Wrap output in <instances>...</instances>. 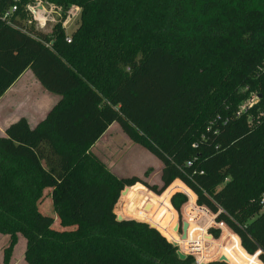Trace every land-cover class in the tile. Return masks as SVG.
<instances>
[{"label": "trees", "instance_id": "obj_1", "mask_svg": "<svg viewBox=\"0 0 264 264\" xmlns=\"http://www.w3.org/2000/svg\"><path fill=\"white\" fill-rule=\"evenodd\" d=\"M37 1L0 0V98L29 69L60 96L37 126L22 117L0 136L5 263L21 235L28 264H194L179 258L170 228L116 213L126 188L161 196L179 180L240 237L227 262L262 264L253 254L264 250V0H40L63 18L81 9L70 35L64 20L49 34L25 24ZM114 123L162 162L160 187L116 176L91 151ZM48 194L56 218L40 211ZM189 200L176 192L170 204L181 213ZM186 209L195 230L203 211Z\"/></svg>", "mask_w": 264, "mask_h": 264}, {"label": "rangeland", "instance_id": "obj_2", "mask_svg": "<svg viewBox=\"0 0 264 264\" xmlns=\"http://www.w3.org/2000/svg\"><path fill=\"white\" fill-rule=\"evenodd\" d=\"M44 4L46 5V3H44ZM47 16H48V18H49V16H50V18L52 16L57 17V15H52L50 13ZM35 17H36V20L32 15V18H31L32 21H29L28 23L26 22L25 24H27L28 27L31 25H34V27L37 31L43 32L45 34H49L52 31L51 21L45 23V21H41V19L38 16H35ZM79 17L80 16L72 17L71 19H68L67 16L65 18H63L61 15L60 20H64V21L66 20L67 21V25L65 27L67 34L70 35L77 29V27H78L77 23H78ZM57 18L59 19V17H57ZM29 74H31V73H29ZM53 96H57L60 99V96H58V95L53 94ZM26 107H27L26 103H24V104L20 105L18 108L20 109L21 112L24 111V113H25ZM116 129H117V131L119 130L118 133L121 136L120 138H118V142H117L118 144H120L119 147H121L120 148L121 156H123V158L126 156L122 160L123 161L122 164L124 165V169L127 172V174L130 176H133V175L140 176V178H142L145 182H148L150 185L160 187L161 186V172L159 173V171H160V164H162V162L156 156L151 154V152L149 153L147 151V149H145L144 147L134 143L133 141H131L127 137H125L124 131L121 129V127L118 124H116L115 129H113V130H116ZM123 139L125 140L124 142L122 141ZM100 155L104 156L105 154L101 153ZM109 156H110V154L106 155L105 160H107V157H109ZM109 163L113 166L112 161ZM111 165H108V166L110 167ZM114 167L116 169L118 168L116 166V164L114 165ZM150 176H151V178H150ZM176 181H178V180H176ZM170 187L167 190H169ZM173 187H174V189L172 192H167V190H166L165 192H167V193H165L164 195L162 194L161 196L157 195L152 190H150L149 188H147L143 185L135 187L132 190L131 194L130 195L125 194V197H123L124 194L122 193L121 198H120L119 203H118L119 205H117V207H116L117 208L116 209L117 216H121L123 218L135 219V220L143 221V222H144L143 219H146V220L149 219L150 220V218H152V221L151 220L150 221L153 222V224H156L157 227L166 226V228H168V229L170 228V230H172L174 232L176 237H174V239L171 240L161 233L163 236H165L172 243H173V240L180 243L182 241V238H181L182 229H180L178 231V229H177L178 223L182 224L184 221L189 223V222H192L193 219H188V218H186V216H184L186 214L185 209L187 207V204H186V206L184 205L182 207L181 213L175 211L172 208V206L170 204V195L174 192L175 193L176 192H183V191H181L182 189L186 190V188L180 182H177L176 184H174ZM130 188H128V189H130ZM187 191H188V194L191 195V197H189L190 201L188 202V205H189V203H192L195 205V202H196L195 200L197 199L196 195L193 193L195 195L194 196L192 194V191H190L188 188H187ZM122 198L127 199L128 201L131 202V204L126 202L124 205H122L121 204L123 201ZM189 209H191V208H189ZM40 211L44 215L52 216L55 218L57 217V214L53 208L52 197L50 196V194H48V196H46L43 199V201L40 205ZM212 217H215V214H212ZM199 218L201 219L200 222L199 223L195 222V224H194L195 230H196L195 232H197L198 229L201 230V228H204V227H200V226H205L206 224H208V220H209L208 218L197 217V219H199ZM54 226H55V228H59L57 221L55 222ZM69 229H74V228H69ZM208 232H209V230H208ZM194 235H196V234L194 233ZM210 235H212V234H210ZM222 237H224V236L221 235V237L217 238L216 240H218L220 238L222 239ZM234 238H235V235L233 234L231 236V238L229 239V241L226 242L227 245H226L225 250H224V256H225L227 261H228V257H227L226 253L228 250V244ZM10 243H11V237L9 235H4V234L0 233V264H6L5 263V251L9 248ZM181 246L182 245H180L178 247V251L184 252L185 248L183 250V248ZM189 247H191V245H189L188 248ZM26 250H27L26 239L24 237H22L21 235H19L18 242L15 245V247L12 251V254H11L10 264H28V262L25 259ZM209 252H210L209 253L210 255L212 253L217 254L218 250L216 248L212 252L211 251H209ZM217 258L218 257H213V259H210L212 262L210 261L209 264H222V263H220V261L217 260ZM227 264H229V263H227Z\"/></svg>", "mask_w": 264, "mask_h": 264}, {"label": "crops", "instance_id": "obj_3", "mask_svg": "<svg viewBox=\"0 0 264 264\" xmlns=\"http://www.w3.org/2000/svg\"><path fill=\"white\" fill-rule=\"evenodd\" d=\"M59 100L60 99L57 96H53L52 93H49L42 87V85L40 84V82H38V80L35 78L33 72L30 69L27 70L0 98V136H5L6 129L12 123L16 122L22 117L28 120L31 127L37 126L41 121H43L47 117L48 113L59 102ZM24 103H26L27 106L25 108V113L24 111L21 112L18 108ZM116 124L118 123H114L109 127L107 132L95 143V145H93L91 151L97 157H99L107 165L110 171L113 172L116 176L120 178H126L130 177V175L127 174L124 169V165L122 164V160L126 156L124 158L123 156H121V147H119L120 144L117 143L118 138H120L121 136L118 133L119 130H113L115 129ZM125 137H127L126 134ZM122 141L124 142L125 140L123 139ZM101 153L105 155L101 156ZM109 154L110 156L107 157V160H105V156ZM111 161L113 162V166L109 163ZM115 164L118 167L117 169L114 167ZM108 165L111 166L109 167ZM162 169L163 165L160 164L159 173L162 171ZM177 182L182 183L179 180L175 183ZM181 191L188 194L187 189H182ZM173 194H175V192L170 195V200ZM186 211L187 209H185V213Z\"/></svg>", "mask_w": 264, "mask_h": 264}, {"label": "built area", "instance_id": "obj_4", "mask_svg": "<svg viewBox=\"0 0 264 264\" xmlns=\"http://www.w3.org/2000/svg\"><path fill=\"white\" fill-rule=\"evenodd\" d=\"M47 5V6H46ZM46 5L44 4V2L42 1H37V3H35L34 5H29L27 7V10L30 14L33 15V17L35 18L36 20V17L35 16H38L41 21H45V23L51 21V25H52V30L53 28L55 27V25H57L60 21V17L62 15V11L60 8H57L56 6L52 5V4H47ZM16 11V8H13L12 12H15ZM52 14V15H57V17H59V19L55 16H52L50 18H48V14ZM80 13H81V9L79 7H75L73 8L67 15V18L68 19H71L72 17H77V16H80ZM31 15V16H32ZM65 23V24H64ZM63 23L64 27H66L67 25V21L65 20ZM68 41L71 42V37H68ZM259 100V97L254 94L252 96V98L246 103V105L243 107V109H245L246 107L248 108H251L253 107ZM187 194V193H186ZM189 197H191L190 194H187ZM190 199V198H189ZM190 201V200H189ZM195 207L201 211H203V213L201 214L200 217H206L208 218V224H206L205 226H200V227H204V228H201V229H205V233L206 235H209L210 238H211V241H195V240H192V233H196L194 229L188 230V238L187 240H184V241H187L185 243V245L183 246L182 244H180L179 242L178 243V246L179 247L180 245H182L181 247L185 248V251L182 252L183 254L187 255V256H193L195 258V263L194 264H209L210 263V259H213V257H218L217 260L218 261H221V259L224 256V249L223 248V245L222 244H219V241H221L222 239H218L216 240V238L213 237V235H210L208 232V230L210 231L211 228L213 229H217V230H220L221 231V235L224 236L225 232L226 231H229L230 233L238 236L237 234H235L228 226L225 222H218L216 220L217 216L215 215V217H212V212H210L208 209L206 208H203V207H200L197 205V199L195 200ZM188 204V203H187ZM261 205L263 206V210H264V196L261 200ZM186 206V205H185ZM193 215V214H192ZM211 215V216H210ZM184 216L187 217V215L185 214ZM191 217V216H190ZM212 217V218H211ZM188 219H193V218H188ZM194 220V219H193ZM196 220V223H199L200 222V218L197 219L195 218ZM189 224L191 225V222H189ZM199 225V224H198ZM210 228V229H209ZM220 235V237H221ZM239 237V236H238ZM182 238V236H181ZM223 238V237H222ZM240 238V237H239ZM173 242H176L173 240ZM218 242V243H217ZM240 242H241V239H240ZM242 244V243H241ZM191 245V247L188 248V246ZM193 245V246H192ZM204 245V247H203ZM227 245V244H225ZM217 248L218 252L217 254L216 253H212L211 255L209 254L210 250L213 249L215 250ZM209 251H208V250ZM210 255V256H209ZM252 255V254H251ZM253 255H258V258L260 259V256L261 255H264V250L263 249H259L255 254ZM260 261L262 262V264H264V262L260 259ZM212 262V261H211ZM229 263V262H228ZM231 264V263H229Z\"/></svg>", "mask_w": 264, "mask_h": 264}, {"label": "water", "instance_id": "obj_5", "mask_svg": "<svg viewBox=\"0 0 264 264\" xmlns=\"http://www.w3.org/2000/svg\"><path fill=\"white\" fill-rule=\"evenodd\" d=\"M128 190H129L128 188L125 189V191H123V194H125ZM123 219H124L123 217L118 216V220H123ZM151 227L155 228L153 225H151ZM189 227H190V224L188 222H186V221H184L182 224L178 223V225H177L178 231L180 229H182V240H187ZM173 244L175 246H178L177 242H173ZM177 253H178L179 258L182 259V260H185L187 258V255L183 254L181 251H178ZM220 263H226L227 264L228 262H227L226 258L223 257L222 260L220 261Z\"/></svg>", "mask_w": 264, "mask_h": 264}]
</instances>
